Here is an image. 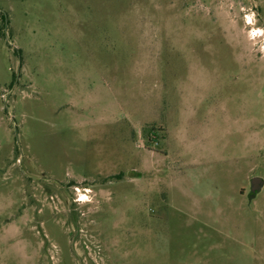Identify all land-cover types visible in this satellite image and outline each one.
I'll list each match as a JSON object with an SVG mask.
<instances>
[{
  "label": "rangeland",
  "instance_id": "rangeland-1",
  "mask_svg": "<svg viewBox=\"0 0 264 264\" xmlns=\"http://www.w3.org/2000/svg\"><path fill=\"white\" fill-rule=\"evenodd\" d=\"M254 177L264 0H0V264H264Z\"/></svg>",
  "mask_w": 264,
  "mask_h": 264
},
{
  "label": "water",
  "instance_id": "water-1",
  "mask_svg": "<svg viewBox=\"0 0 264 264\" xmlns=\"http://www.w3.org/2000/svg\"><path fill=\"white\" fill-rule=\"evenodd\" d=\"M264 184V180L261 177H254L252 179V187L251 191L252 193L256 194Z\"/></svg>",
  "mask_w": 264,
  "mask_h": 264
},
{
  "label": "bare ground",
  "instance_id": "bare-ground-1",
  "mask_svg": "<svg viewBox=\"0 0 264 264\" xmlns=\"http://www.w3.org/2000/svg\"><path fill=\"white\" fill-rule=\"evenodd\" d=\"M248 22H251V20H249ZM252 23V22H251ZM255 34H258V30L257 29H254L253 31ZM86 189V193H83L80 188H77V190L81 191L82 193H80L81 197H80V200L83 201V200H89V196H88V192H90L91 190L89 188H85Z\"/></svg>",
  "mask_w": 264,
  "mask_h": 264
},
{
  "label": "flooded vegetation",
  "instance_id": "flooded-vegetation-1",
  "mask_svg": "<svg viewBox=\"0 0 264 264\" xmlns=\"http://www.w3.org/2000/svg\"><path fill=\"white\" fill-rule=\"evenodd\" d=\"M256 194H254V193H252V191H251V197H253V196H255Z\"/></svg>",
  "mask_w": 264,
  "mask_h": 264
}]
</instances>
